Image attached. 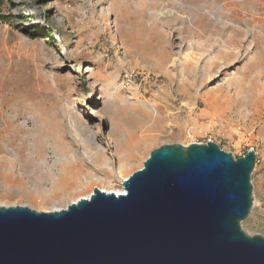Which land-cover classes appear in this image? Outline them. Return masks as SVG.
<instances>
[{"label":"rangeland","instance_id":"374dc122","mask_svg":"<svg viewBox=\"0 0 264 264\" xmlns=\"http://www.w3.org/2000/svg\"><path fill=\"white\" fill-rule=\"evenodd\" d=\"M2 4L0 206L64 209L160 146L212 142L255 152L239 225L264 236V0Z\"/></svg>","mask_w":264,"mask_h":264},{"label":"water","instance_id":"95a60500","mask_svg":"<svg viewBox=\"0 0 264 264\" xmlns=\"http://www.w3.org/2000/svg\"><path fill=\"white\" fill-rule=\"evenodd\" d=\"M255 152L164 145L125 178L64 209L0 206V264H264V236L240 229Z\"/></svg>","mask_w":264,"mask_h":264},{"label":"bare ground","instance_id":"6f19581e","mask_svg":"<svg viewBox=\"0 0 264 264\" xmlns=\"http://www.w3.org/2000/svg\"><path fill=\"white\" fill-rule=\"evenodd\" d=\"M129 152V151H128ZM127 152V153H128ZM130 154H131V152H130ZM130 156V155H129ZM124 158H126L125 156H124ZM128 159H129V157H128ZM127 159V160H128ZM126 164H128V163H126ZM126 164L125 163H123V164H121V168H123V167H127L126 166ZM120 168V169H121ZM76 174H77V170L76 171H74V169H72V168H65V173L63 174V176H62V178H61V181H60V184L62 185V184H65V183H67L68 181H69V179H71L74 175L76 176ZM75 178V177H74ZM106 193H113L114 195H120V194H124V190L123 189H121V190H117V191H114V192H106ZM89 197V195L88 196H86V197H84L85 199H87ZM53 210H57V209H53ZM52 210V211H53Z\"/></svg>","mask_w":264,"mask_h":264},{"label":"trees","instance_id":"16d2710c","mask_svg":"<svg viewBox=\"0 0 264 264\" xmlns=\"http://www.w3.org/2000/svg\"><path fill=\"white\" fill-rule=\"evenodd\" d=\"M2 0H0V23H7L8 16L2 12L1 7H2Z\"/></svg>","mask_w":264,"mask_h":264},{"label":"built area","instance_id":"2783aa9c","mask_svg":"<svg viewBox=\"0 0 264 264\" xmlns=\"http://www.w3.org/2000/svg\"><path fill=\"white\" fill-rule=\"evenodd\" d=\"M130 82V78L125 76L124 77V80H123V83H129Z\"/></svg>","mask_w":264,"mask_h":264}]
</instances>
